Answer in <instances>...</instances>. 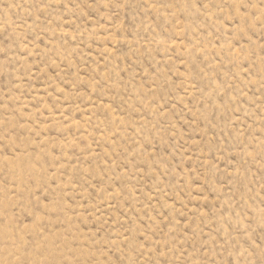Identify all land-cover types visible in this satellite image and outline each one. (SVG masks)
Returning <instances> with one entry per match:
<instances>
[{
  "label": "rangeland",
  "instance_id": "rangeland-1",
  "mask_svg": "<svg viewBox=\"0 0 264 264\" xmlns=\"http://www.w3.org/2000/svg\"><path fill=\"white\" fill-rule=\"evenodd\" d=\"M0 264H264V0H0Z\"/></svg>",
  "mask_w": 264,
  "mask_h": 264
}]
</instances>
